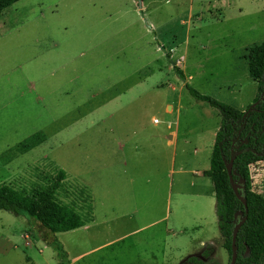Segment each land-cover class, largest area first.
<instances>
[{"label":"rangeland","instance_id":"obj_1","mask_svg":"<svg viewBox=\"0 0 264 264\" xmlns=\"http://www.w3.org/2000/svg\"><path fill=\"white\" fill-rule=\"evenodd\" d=\"M263 43L264 0L18 1L0 15V155L46 141L0 161V184L28 190L62 170L89 188V230L55 234L63 264H180L206 249L205 264H229L206 176L220 116L183 83L246 111L248 51ZM252 172L264 197V162ZM43 238L0 211V264H60Z\"/></svg>","mask_w":264,"mask_h":264},{"label":"trees","instance_id":"obj_2","mask_svg":"<svg viewBox=\"0 0 264 264\" xmlns=\"http://www.w3.org/2000/svg\"><path fill=\"white\" fill-rule=\"evenodd\" d=\"M18 1L20 0H0V15ZM167 58L170 59V56L167 55ZM247 60L249 77L257 84V96L253 101L255 103L264 94V43L251 47ZM170 63L180 81L185 82L183 73L174 63ZM183 84L195 100L216 109L220 116L206 176L213 188L221 247L230 259L234 220L236 217L241 219L244 214L243 205L231 189L224 163L230 161L234 152L236 156L232 163V178L235 182L244 180L247 204V217L236 237L235 264H264V197L252 187V171L264 162V99L243 117L246 111H238L200 95ZM45 141V134L36 132L4 151L0 155V161L8 164ZM42 181L43 184H33L28 190L17 189L7 183L0 184V211L12 212L35 223L44 232L43 239L56 253L60 264H63L67 254L55 234L79 229L93 221L91 194L80 183L67 186V175L62 170H56L52 176L43 175ZM59 193L63 194L64 199H70L71 204L59 200ZM239 213H242L240 217ZM209 255V250L206 249L201 258L188 257L180 264H205L202 258L207 259Z\"/></svg>","mask_w":264,"mask_h":264},{"label":"water","instance_id":"obj_3","mask_svg":"<svg viewBox=\"0 0 264 264\" xmlns=\"http://www.w3.org/2000/svg\"><path fill=\"white\" fill-rule=\"evenodd\" d=\"M263 99H264V94H261L259 99L246 110L243 117H245L247 115V113H249L256 104L262 102ZM235 156H236V154H233L230 161L224 162V163H225V169H226V172H227V175L229 178V183H230L231 189H232L235 197L237 198V200L243 205L244 214H243V217L241 219L238 220V218L236 217L234 220L233 230H232V239H231V255H230V259H229V264H235L236 263V260H237L236 237H237L238 230L244 224L246 217H247V204H246V199L244 196L245 182H244V180H242L240 182H235L232 178L231 169H232V163H233ZM241 215H242V213H239V217ZM246 255H248V250H246Z\"/></svg>","mask_w":264,"mask_h":264},{"label":"crops","instance_id":"obj_4","mask_svg":"<svg viewBox=\"0 0 264 264\" xmlns=\"http://www.w3.org/2000/svg\"><path fill=\"white\" fill-rule=\"evenodd\" d=\"M177 62V61H176ZM178 63V62H177ZM178 66H179V64H178ZM169 108H171L172 109V111L170 112L169 111ZM173 107L171 106V105H167V107H166V111H167V113H169V114H173ZM169 128V127H168ZM166 138H167V141H166V144H165V147H167V148H170V147H172V154L174 155V152H175V147H176V139H177V134L176 133H172V132H169L168 133V135L166 136ZM45 143V142H44ZM168 151V150H167ZM88 188V187H87ZM89 189V188H88ZM90 191V190H89ZM91 194V193H90ZM91 198H92V194H91ZM92 208H93V205H92ZM93 222H94V218H93V221L91 222V223H89V224H87V225H85V226H83V227H81V228H79V229H81V230H83V231H88L89 230V227L93 224ZM76 230H78V229H76ZM74 231V230H73ZM70 232V231H69ZM27 237H29L28 235H26V238ZM80 259V256H78V257H76L75 259H72L73 261H77V260H79Z\"/></svg>","mask_w":264,"mask_h":264},{"label":"flooded vegetation","instance_id":"obj_5","mask_svg":"<svg viewBox=\"0 0 264 264\" xmlns=\"http://www.w3.org/2000/svg\"><path fill=\"white\" fill-rule=\"evenodd\" d=\"M234 150V149H233ZM233 154H235L234 152H233Z\"/></svg>","mask_w":264,"mask_h":264}]
</instances>
